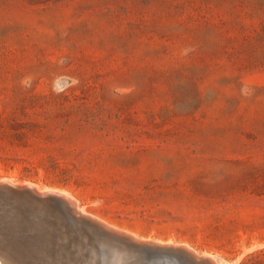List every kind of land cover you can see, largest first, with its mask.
<instances>
[{
    "label": "rangeland",
    "instance_id": "374dc122",
    "mask_svg": "<svg viewBox=\"0 0 264 264\" xmlns=\"http://www.w3.org/2000/svg\"><path fill=\"white\" fill-rule=\"evenodd\" d=\"M0 180L8 264L118 231L264 264V0H0Z\"/></svg>",
    "mask_w": 264,
    "mask_h": 264
},
{
    "label": "bare ground",
    "instance_id": "6f19581e",
    "mask_svg": "<svg viewBox=\"0 0 264 264\" xmlns=\"http://www.w3.org/2000/svg\"><path fill=\"white\" fill-rule=\"evenodd\" d=\"M11 180L8 179V182H10ZM1 183H5L4 181L0 180ZM7 184V183H6ZM5 184V185H6ZM7 185H11L13 187L18 186L22 189H33L37 194L39 195H44L46 192H51V193H55L57 194L65 203L66 205H70L71 208L74 210L75 214L81 217H85L88 218L89 220L93 221V222H97L100 223L101 226H103L104 228H106L107 232H111L114 231L116 229V227H111L109 224L105 223L104 220H99L98 218H96L95 216L85 212L82 208L78 207V203H76V201L74 199H72L73 197H69L65 194V192L63 193L61 191L57 190H48L46 189H36L34 187V185L31 183H15V182H10ZM52 189V188H51ZM78 204V205H77ZM48 206V205H47ZM8 207V206H7ZM10 207V206H9ZM50 207V206H49ZM48 207V208H49ZM68 207V206H67ZM81 207V206H80ZM52 208V207H50ZM70 208V207H69ZM10 209V208H9ZM8 212V211H7ZM54 213L56 211H53ZM13 213V212H12ZM53 213V214H54ZM26 214V213H25ZM19 215V214H18ZM28 215V214H27ZM31 216V215H30ZM53 216V215H52ZM55 216V215H54ZM57 217V215H56ZM54 218V217H53ZM17 219V218H16ZM31 219V218H30ZM29 219V220H30ZM44 219V218H43ZM32 221L34 219H31ZM47 221V220H46ZM57 221V220H56ZM61 221V220H60ZM27 222V221H26ZM25 222V223H26ZM31 223V222H30ZM48 223V222H47ZM51 223V221H50ZM52 224V223H51ZM55 223H53L54 226ZM10 225V224H9ZM52 226V225H51ZM19 227V226H18ZM22 227V226H21ZM65 227V226H64ZM120 229V228H119ZM48 230V229H47ZM118 231V229L116 230ZM124 231V230H122ZM37 233V232H36ZM35 233V234H36ZM118 233L123 236L126 237L127 242H129L130 244L137 246L138 249H117V248H104V247H100L98 249H91V250H86L85 252H83V254H85L87 252L88 255H92V262L91 264H215L213 262L214 260H212L210 257L205 256V255H198L194 249H192L191 247H189L186 244H172L171 241L166 242V243H162V242H158L157 240H153V239H145L142 240V238L138 239L137 237H135L133 235V233L130 234H126L127 232L123 233V232H119ZM129 233V232H128ZM20 234V233H19ZM41 234V233H40ZM47 234V233H46ZM113 234V233H111ZM23 235H25L23 233ZM44 235V234H43ZM116 235V234H115ZM119 235V236H120ZM127 235V236H124ZM11 236V235H10ZM53 236V235H52ZM2 237V236H0ZM6 237V236H5ZM24 237V236H23ZM12 238V237H10ZM18 238V237H17ZM41 238V237H40ZM47 238V237H46ZM5 239V238H4ZM124 239V238H123ZM6 240V239H5ZM35 240V239H34ZM51 240V239H50ZM103 240V239H102ZM31 241V240H30ZM97 241V240H96ZM2 242V241H1ZM19 242V241H18ZM22 242V241H21ZM38 242V241H37ZM42 242V241H41ZM120 242V240H119ZM4 243V242H3ZM23 243V242H22ZM32 243V242H31ZM99 243V242H98ZM23 245V244H22ZM11 247V246H10ZM20 247V246H18ZM26 247V246H25ZM9 249V248H8ZM12 249V248H11ZM42 249V248H41ZM26 250V249H25ZM20 251V250H19ZM2 252V251H0ZM6 252V251H5ZM15 252V251H14ZM21 252V251H20ZM49 252V251H48ZM3 253V252H2ZM2 253L0 254V264H8L9 260H7V254L5 253V257L2 256ZM9 253V252H8ZM13 253V252H12ZM17 253V252H16ZM32 253V252H31ZM28 254V253H27ZM82 254V253H81ZM82 254L83 258L84 255ZM4 255V253H3ZM31 255V254H30ZM35 256V255H34ZM7 257V258H6ZM27 257V256H26ZM67 257V256H66ZM70 258V257H69ZM75 258V259H74ZM72 258L71 261L65 262V264H79V258L78 257H74ZM82 258V259H83ZM10 259V258H9ZM19 259V258H17ZM23 259V258H22ZM47 259V258H46ZM80 259V261L82 260ZM214 259V258H213ZM11 261V260H10ZM16 261V260H14ZM28 263V260H26ZM21 262V261H20ZM25 262V260H24ZM13 263V262H12ZM11 263V264H12ZM15 263V262H14ZM13 263V264H14ZM17 263V262H16ZM19 263V261H18ZM22 263V262H21ZM20 263V264H21ZM26 263V262H25ZM31 263V262H30ZM64 262H60V263H56V264H62ZM24 264V263H23ZM35 264V263H34ZM220 264V263H219Z\"/></svg>",
    "mask_w": 264,
    "mask_h": 264
},
{
    "label": "water",
    "instance_id": "95a60500",
    "mask_svg": "<svg viewBox=\"0 0 264 264\" xmlns=\"http://www.w3.org/2000/svg\"><path fill=\"white\" fill-rule=\"evenodd\" d=\"M0 186H3V184H1ZM7 187L8 188H12L13 190H17V191H20V192H26V193H28L29 195H31L32 197H34V198H36V199H40V200H44V199H50V200H52L53 202H55V203H58V204H60L61 205V203H65L57 194H55V193H51V192H49V193H45L44 195H39V194H37L32 188L31 189H22V188H18V187H13V186H11V185H7ZM72 212V211H71ZM72 214L75 216V217H77L78 219H80V220H84V221H87V222H89V223H91L92 225H96V227H99L98 226V224L96 223V222H93V221H91V220H89L88 218H85V217H81V216H78V215H76L75 214V212H74V210H73V212H72ZM101 233H103V234H107L108 232H106V230H103L102 228H101Z\"/></svg>",
    "mask_w": 264,
    "mask_h": 264
}]
</instances>
